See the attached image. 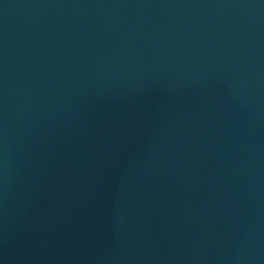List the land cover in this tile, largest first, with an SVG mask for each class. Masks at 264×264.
Returning <instances> with one entry per match:
<instances>
[{
  "label": "water",
  "instance_id": "1",
  "mask_svg": "<svg viewBox=\"0 0 264 264\" xmlns=\"http://www.w3.org/2000/svg\"><path fill=\"white\" fill-rule=\"evenodd\" d=\"M0 264H264V0H0Z\"/></svg>",
  "mask_w": 264,
  "mask_h": 264
}]
</instances>
